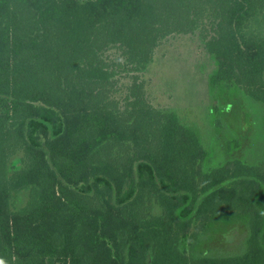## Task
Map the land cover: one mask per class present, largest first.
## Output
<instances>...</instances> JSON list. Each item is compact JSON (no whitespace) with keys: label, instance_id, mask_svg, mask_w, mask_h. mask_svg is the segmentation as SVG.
Returning a JSON list of instances; mask_svg holds the SVG:
<instances>
[{"label":"trees","instance_id":"1","mask_svg":"<svg viewBox=\"0 0 264 264\" xmlns=\"http://www.w3.org/2000/svg\"><path fill=\"white\" fill-rule=\"evenodd\" d=\"M183 35L214 65L206 106L148 85ZM241 94L264 106V0H0V260L264 264V155L208 149ZM227 229L240 252L205 246Z\"/></svg>","mask_w":264,"mask_h":264},{"label":"rangeland","instance_id":"2","mask_svg":"<svg viewBox=\"0 0 264 264\" xmlns=\"http://www.w3.org/2000/svg\"><path fill=\"white\" fill-rule=\"evenodd\" d=\"M213 66L204 45L196 36L172 38L159 50L158 59L147 77L148 85L161 105L206 106L210 101L207 75ZM262 107V103L245 95L229 102L220 114L223 123L221 131L215 133V138L208 139L213 166L230 157L253 161L263 157L264 132L258 123L260 113L255 112V108L263 110ZM207 129L211 130L208 127L205 131ZM27 202L28 192L20 191L14 195L13 206L16 209L23 208ZM232 229L221 230L211 239L207 235L205 246L215 253L240 252L247 240V233Z\"/></svg>","mask_w":264,"mask_h":264},{"label":"clouds","instance_id":"3","mask_svg":"<svg viewBox=\"0 0 264 264\" xmlns=\"http://www.w3.org/2000/svg\"><path fill=\"white\" fill-rule=\"evenodd\" d=\"M0 264H4V261L3 260H0Z\"/></svg>","mask_w":264,"mask_h":264}]
</instances>
